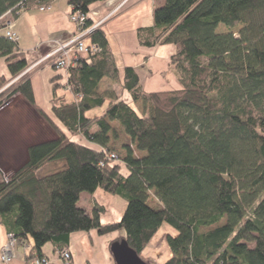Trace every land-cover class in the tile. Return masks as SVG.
Instances as JSON below:
<instances>
[{
  "label": "trees",
  "instance_id": "1",
  "mask_svg": "<svg viewBox=\"0 0 264 264\" xmlns=\"http://www.w3.org/2000/svg\"><path fill=\"white\" fill-rule=\"evenodd\" d=\"M50 1L0 0V17ZM94 1L68 0L84 13ZM152 20L137 27L138 42L174 45L169 63L178 88L145 90L132 66L119 78L97 27L89 38L100 50L74 55L67 69L74 100L57 96L53 84V117L35 106L26 74L7 93L0 90V104L19 92L56 133L29 144L25 163L7 176L0 168V222L17 243L31 241L28 258L43 255L46 242L58 252L71 233L90 229L123 230L108 245L124 238L139 253L165 222L176 233L166 234L171 255L162 264H264V0H164ZM220 24L228 31H219ZM0 56L11 77L29 66L3 33ZM104 76L118 80L131 103L114 96L88 117L85 111L104 103L97 91ZM6 82L0 76V87ZM136 101L147 105L140 113ZM112 120L131 144L123 145L119 162L108 146L117 137ZM77 134L99 148L75 140ZM97 187L126 201L118 221L102 223L97 202L91 211L79 206L80 193Z\"/></svg>",
  "mask_w": 264,
  "mask_h": 264
},
{
  "label": "crops",
  "instance_id": "2",
  "mask_svg": "<svg viewBox=\"0 0 264 264\" xmlns=\"http://www.w3.org/2000/svg\"><path fill=\"white\" fill-rule=\"evenodd\" d=\"M163 1L164 0H100L89 5L88 15L93 21L104 19L100 23L99 28L103 29L105 32L115 64L118 68L119 78L122 76V70L125 66L134 67L139 75V80L141 81L138 67L143 66L144 74L148 77L158 73V66L162 60H167V64L169 63V57L172 52L166 57L164 51L161 52L159 50V45H140L136 36L137 27L151 25L153 23V8L163 3ZM70 8L68 0H51L43 9H40L38 5H32L26 9H22L15 17H12L8 13H5L0 17V24L6 20H10L11 29L18 35L17 46L20 51L24 52V55L29 62V66L27 67L28 70L23 74H26L24 77L30 79L35 106L48 114L51 109L50 102L53 97L54 83L59 84L54 91L57 96H63L67 102L74 100L73 93L65 87L67 72L54 69L50 60L45 58L55 39L59 37L66 38L72 34L74 25L68 18ZM94 10L97 12L96 15L92 13ZM143 16H146V19H143ZM131 54L135 56H131ZM0 58L2 57L0 56ZM23 74L21 76L16 75L18 76L17 78H15L16 76L11 77L7 66H3L2 62H0V76H3L7 81L12 78L10 82H15V85H17L23 78ZM55 75L61 76L59 79L51 81V78ZM2 86L0 87V90H2ZM151 90L154 89L148 91ZM97 91L104 95V103L101 106L93 107L85 111V115L88 117L100 114L105 105L114 96L124 99L122 95L123 89L120 82L108 76L101 78ZM15 100L21 101V106H25L27 110H30L35 119L34 123L32 122L33 125L32 123H29L25 128H19L18 123L13 121V118L17 116L16 113L20 112L18 109L13 110V108L9 107V105ZM127 102L131 103V100ZM132 103L137 105L138 101ZM35 106L30 104L19 92L14 93L0 104V168L2 170H4V166H7V163L2 156V154L8 152L9 149V138L7 135L12 136L14 134V137L11 140V144L14 145L13 149L16 148L18 151L20 148L18 149L17 146H20L24 151V160L20 164H15V166H22L25 163L27 159L26 149L29 144L50 139L56 135L55 132L49 130V134L51 133L49 136H44L43 139L27 140L25 143L24 139L26 138L22 136L23 132L39 136L40 134L37 131V128L40 126L46 127L44 122L40 119L41 116H39L38 111L35 110ZM9 114L11 115V118L9 121H6V115ZM114 124L117 125L119 134H123L124 138H126L123 139L120 144H130L128 137L123 132L122 126L116 120L110 121V125L113 128ZM17 129H19V131ZM44 133H47V131ZM73 138L86 145L95 148L98 147V145L87 141L80 135H75ZM117 139L118 137L114 139L110 138L108 142L109 148L111 147V143L117 141ZM134 154L138 155L142 154V152L139 153L134 151ZM99 189L100 188L97 187L92 193L81 192L78 200L79 206L91 211L95 202L101 204L95 197ZM101 205L103 206V204ZM117 231L118 234L114 237L121 232L120 230ZM6 234L7 228L0 222V247L6 238ZM100 239L101 236H99L95 229H90L88 231H75L71 233L68 248L72 254L73 264H115L111 254L108 256L106 255L107 253L104 254V252L101 251L103 243ZM110 240L105 241L106 247L108 248ZM27 242L31 244V241ZM42 253L54 258L55 264H61L58 259H56L57 251L53 250L50 242H46L43 245ZM24 257V243H17L15 246V257L8 264H25Z\"/></svg>",
  "mask_w": 264,
  "mask_h": 264
},
{
  "label": "rangeland",
  "instance_id": "3",
  "mask_svg": "<svg viewBox=\"0 0 264 264\" xmlns=\"http://www.w3.org/2000/svg\"><path fill=\"white\" fill-rule=\"evenodd\" d=\"M98 1H100V0H98ZM98 1H94V2H98ZM94 2H92V3H94ZM92 3H90V5ZM92 13L94 15L97 14V12L95 10L92 11ZM143 19H146V16H143ZM144 21H147V20H144ZM218 30L219 31H228V28L226 26L220 24L218 26ZM232 30L236 31L237 28H234ZM159 46H160L159 50L161 52L164 51V54L166 57L169 56L170 53L173 52V50H174V45L172 43H164V44H161ZM131 56H135V55L131 54ZM133 58H135V57H133ZM169 59H170V57H169ZM0 62H2L3 66L6 65L3 57L0 58ZM142 67H138V71L141 75V81L140 82L142 84L143 89H145V90H150V89L164 90V89L178 88L181 86V84L178 81V78L175 74L173 67L170 65V63L167 64V60L166 61L162 60L160 62V65L158 66V68H159L158 73H156L152 76L146 77ZM11 79L12 78L8 79V81L2 86V87H4L3 89L5 90V93H7L9 90H11L15 85V82H10ZM122 95H123L125 100H127V101L131 100L129 93L126 90H123ZM21 105H22L21 101L15 100L9 105V107L13 108V110L18 109V111H20L19 113L18 112L16 113L17 114L16 117L13 116L14 117L13 121H16L18 123L19 128H25L27 124L32 123V122L34 123L35 119L32 116L30 110H27L25 108V106H21ZM137 105L134 104L133 106H135V108L137 109V111L139 113H140V111L143 110V108L147 107V105H143V103H141V101H138ZM35 110L37 111V109H35ZM49 114L52 116L51 112ZM39 116H41L40 119L42 120V122H44L46 127L40 126L37 128L38 129L37 131L40 134L39 136L34 135L32 133L26 134L25 132H23L22 136L26 138V139H24L25 143L27 140L30 141V140H36V139H43L44 136H46V137L49 136L51 134V133L49 134V130L52 132H55L54 127L47 121V119L45 117H43V115L41 113H39ZM10 118H11L10 114L6 115V121H9ZM33 123H32V125H33ZM58 124L63 128V126L60 123H58ZM44 128H47V129H44ZM114 128H115V131L117 130L116 133L118 132L117 133L118 139H117V141H114L111 143L110 150H111V152H113L117 155V159H115L114 162H119L125 153V149L123 148V145L120 143H121V141H123V139H126V138H124L123 134H119V131L117 129L116 124H114ZM17 130L19 131V129H17ZM46 131H47V133H44ZM77 136H78V134H77ZM7 137L9 138V143H8L9 149H8V152H6L5 154H2L3 158L5 159V161L7 163L6 164L7 166H4V170H3L6 174L5 176H7L8 173L14 171L15 168L16 169L19 168L20 166L17 165L18 166L17 167V166H15V164H17V163L20 164L24 160L23 148H21L20 146H17L18 149L20 148L17 151L16 148L13 149L14 145L11 144V140L14 137V134L12 136L7 135ZM49 167L50 166L47 165V167L44 168V170H48ZM120 172L124 175L127 173V167L122 162H121ZM95 197H96V200L98 202H100L101 204H103V206L105 207L104 210L99 212V219L102 223L114 222V221H118L120 219L122 212L124 211V208L126 205V201L123 198H121L118 195L104 191L101 188L99 189V191L95 195ZM148 201L153 206L158 205L156 203V200L153 197L149 198ZM221 221L219 223H222ZM212 226L201 227V231H205V230L211 228ZM120 231H119L120 232L119 235L124 234V232H122V230H120ZM167 233L175 234L176 231L171 226H169L168 224L163 222L160 225V227L157 229V231L154 233V235L151 237L149 242L146 244V246L143 248V250L141 252H139L140 258L143 259L145 262H148V263L162 264L171 255V252L168 248V245H167V242L165 239ZM116 234H118V231H111V232L99 234V236H101L100 240L103 243L101 251L104 252V254L107 253L106 255H108V256H110L109 255L110 251H109V248L106 247L105 241L110 240ZM95 236H96V234H95Z\"/></svg>",
  "mask_w": 264,
  "mask_h": 264
},
{
  "label": "built area",
  "instance_id": "4",
  "mask_svg": "<svg viewBox=\"0 0 264 264\" xmlns=\"http://www.w3.org/2000/svg\"><path fill=\"white\" fill-rule=\"evenodd\" d=\"M47 3L40 4L38 7L43 9ZM71 7V5H70ZM20 12H18L19 14ZM68 18L74 25L72 34L66 38L59 37L52 43L51 48L47 52L45 58H48L54 67V69L67 72L69 66L73 63V56L76 54L95 53L100 50V46L96 42L90 41L89 35L96 29L100 23L104 20L91 21L86 23L89 18L88 13H84L80 10H73L72 7L68 13ZM0 33H3L7 38L17 42L18 35L10 27V20H6L0 24ZM26 67L22 70L18 76H21L26 72ZM16 76L15 78H17ZM14 78V79H15ZM69 89L68 86H65ZM4 87H2L3 89ZM70 90V89H69ZM111 157H116L115 153L110 154ZM16 238L12 232H7L6 238L0 247V264H8L15 257ZM31 244L24 243L25 252V264H55V259L47 255L33 256L28 258V254L31 250ZM61 264H73L72 254L68 247H65L57 252V258Z\"/></svg>",
  "mask_w": 264,
  "mask_h": 264
},
{
  "label": "water",
  "instance_id": "5",
  "mask_svg": "<svg viewBox=\"0 0 264 264\" xmlns=\"http://www.w3.org/2000/svg\"><path fill=\"white\" fill-rule=\"evenodd\" d=\"M109 251L115 264H153L141 259L139 253L124 238L111 242Z\"/></svg>",
  "mask_w": 264,
  "mask_h": 264
}]
</instances>
